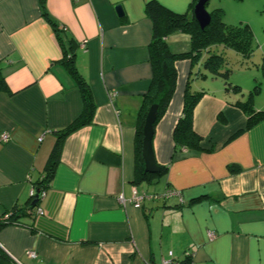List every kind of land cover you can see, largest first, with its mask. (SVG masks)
<instances>
[{
	"label": "crops",
	"instance_id": "0c3cea01",
	"mask_svg": "<svg viewBox=\"0 0 264 264\" xmlns=\"http://www.w3.org/2000/svg\"><path fill=\"white\" fill-rule=\"evenodd\" d=\"M147 1L44 0L74 41L95 108L91 122L64 139L38 202L42 213L0 229V247L15 264H264V119L246 128L247 115L235 104L259 81L253 108L264 109L258 69L233 90L220 77L196 75L189 58L176 60L175 89L152 137L155 162L165 170L135 182L137 119L151 76ZM156 1L178 13L190 3ZM166 42L173 52L189 49L183 33ZM61 58L40 0H0V66L9 89L0 91V135H9L0 139V215L26 205L55 132L82 110ZM190 78L191 89L202 91L193 110L200 148L175 150L173 128ZM168 188L180 190L182 203L171 197L133 206V190L150 196Z\"/></svg>",
	"mask_w": 264,
	"mask_h": 264
},
{
	"label": "trees",
	"instance_id": "16d2710c",
	"mask_svg": "<svg viewBox=\"0 0 264 264\" xmlns=\"http://www.w3.org/2000/svg\"><path fill=\"white\" fill-rule=\"evenodd\" d=\"M196 2L197 0H190L188 11L183 13L175 12L156 0L147 1L144 7V12L151 21L152 26L151 39L148 44L151 76L148 88L142 96V103L137 119L134 146L136 183L144 181L150 182L152 177L160 176L165 170V167L160 166L159 173L150 174L144 172L141 157L142 126L146 112L152 104L157 105V118L155 123L165 112L176 84L177 72L174 67V62L178 59L189 58L193 64H198V71H196L198 73L194 72V74L196 73V75L198 74L200 76L209 75L214 78L220 77L227 89L239 90L240 86L237 83L232 84L228 80L232 68L224 54L225 49H233L243 59L250 58L253 54L252 34L247 25L233 26L225 24L222 20L221 9L215 8L209 11V24L202 28L193 16V7ZM40 4L42 16L53 28L56 39L61 47L62 58L59 60V63L75 80L79 89L82 98V110L70 124L55 132V142L44 165L43 176L40 181L34 183V194L30 196L25 206L18 207L14 205L0 215V229L6 225H23L22 219L25 217L35 218L41 192L48 188L53 177L64 139L73 131L89 124L95 108L89 85L81 77L75 65V46L73 39L47 12L44 0H40ZM174 32L183 33L189 37V49L187 51L173 52L169 48L166 38ZM239 63L245 68L251 67L247 60H240ZM256 68L260 71L261 77L264 78V56L256 64ZM201 69L203 72H201ZM192 79L190 78L187 82L181 115L173 128L172 137L175 150L185 148L187 151H196L200 148L201 136L193 129V110L202 91L191 89L190 81ZM259 85V81L256 82L248 91L246 98L244 100H238L235 103L247 115L246 128L264 119V109L257 111L253 108V98L259 91ZM0 91H9L1 72V66ZM36 191H38L37 198L35 196ZM35 199L36 203L32 205L31 203ZM185 258L188 259V257ZM179 261L181 264L184 263V260ZM0 264H15L13 259L1 247Z\"/></svg>",
	"mask_w": 264,
	"mask_h": 264
},
{
	"label": "rangeland",
	"instance_id": "374dc122",
	"mask_svg": "<svg viewBox=\"0 0 264 264\" xmlns=\"http://www.w3.org/2000/svg\"><path fill=\"white\" fill-rule=\"evenodd\" d=\"M205 8L208 12L215 8L221 9L222 20L227 25H247L250 29L254 49L250 58L243 59L229 48L225 49L224 53L232 68L229 82L235 84L241 81V85L245 84L247 78L244 73L258 71L256 64L264 56V0H209ZM240 60H247L251 67L247 69L240 65ZM221 80L218 79V81Z\"/></svg>",
	"mask_w": 264,
	"mask_h": 264
},
{
	"label": "water",
	"instance_id": "95a60500",
	"mask_svg": "<svg viewBox=\"0 0 264 264\" xmlns=\"http://www.w3.org/2000/svg\"><path fill=\"white\" fill-rule=\"evenodd\" d=\"M209 0H197L193 7V16L200 25L205 27L210 22V14L205 8L206 2ZM115 9L121 13V7L117 5ZM157 118V105L152 104L146 112L143 126H142V139H141V157L144 165V172L154 174L159 173L160 166L155 162L152 150V137L154 131V123ZM36 191L35 196L37 198ZM36 203V199L32 201V205Z\"/></svg>",
	"mask_w": 264,
	"mask_h": 264
},
{
	"label": "built area",
	"instance_id": "2783aa9c",
	"mask_svg": "<svg viewBox=\"0 0 264 264\" xmlns=\"http://www.w3.org/2000/svg\"><path fill=\"white\" fill-rule=\"evenodd\" d=\"M85 41H83L81 44L82 46L84 45ZM8 133L6 132H2L1 135H0V139L1 141H7L8 140ZM39 140H41V138H39ZM34 194V189H32L31 191V196ZM44 194V191L41 192V195L42 196ZM133 196H132V199L131 201L133 202V206L136 207V208H140L141 207V204L143 202V200L145 199H162V200H165V199H169L171 197H175L179 200L180 203H182V196H181V192L180 190H177V189H174V188H168L166 189L163 193H160V194H153V195H146L145 193H138L136 190H133ZM118 201L120 203H125V199L122 197V195H120L118 197ZM42 211L41 209H37V214H41ZM209 236L211 237L212 236V233L209 234ZM159 264H181L179 260L177 259H162L160 261Z\"/></svg>",
	"mask_w": 264,
	"mask_h": 264
}]
</instances>
